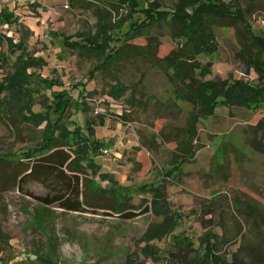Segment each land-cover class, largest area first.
<instances>
[{"label": "rangeland", "instance_id": "rangeland-1", "mask_svg": "<svg viewBox=\"0 0 264 264\" xmlns=\"http://www.w3.org/2000/svg\"><path fill=\"white\" fill-rule=\"evenodd\" d=\"M82 1L0 0L16 19H0V35L25 42L40 64L29 71L32 113L49 112L55 122L63 105L68 130L80 129L101 145L90 160L97 169L80 160V211L64 210L54 201L77 202L74 181L69 185L75 174L56 169L42 181L26 171L34 164L27 156L41 151L46 123L24 124L20 108L2 107L0 157L10 164L0 163V264H209L205 247L213 235L224 264H264V104L220 106L203 118L197 97L201 82L258 85L259 75L248 68L255 49L245 27L217 22L216 49L190 60L175 59L176 41L155 27L150 35L129 37L117 63L97 71L102 59L65 45L102 26L97 6ZM138 1L136 11L126 6L112 13V22L123 20V31L130 22L148 21L147 8L168 10V24L194 13L179 0ZM214 1L239 5L253 33L264 35V0ZM8 46L0 44V84L15 74L20 55ZM87 181L114 189L120 200L129 197L123 211L85 204ZM156 188L163 192L157 203ZM98 199L101 207L118 209L110 193Z\"/></svg>", "mask_w": 264, "mask_h": 264}, {"label": "trees", "instance_id": "trees-1", "mask_svg": "<svg viewBox=\"0 0 264 264\" xmlns=\"http://www.w3.org/2000/svg\"><path fill=\"white\" fill-rule=\"evenodd\" d=\"M181 1L184 5L191 4L193 6L192 15L183 13L181 16L174 13L175 19L172 24H168L167 17L171 16V13L159 6L157 10L144 9L148 16V21L142 23L130 22L127 30L123 31V20L112 22V13L118 12L119 9L128 6L131 10L136 11L140 8L138 0H83L84 4H94L97 6L96 14L102 20V26L97 25V30L94 34L85 36L80 42L66 41L65 45L72 51L77 50L78 47L82 48L87 54H93L94 56L103 60L102 65L97 67V71L107 68L108 66L117 63L121 57L123 45L133 36L150 35L155 27H164L169 32L172 40L176 41L178 47V54L175 59L181 57L185 59H196L204 53L213 52L216 49L217 42L214 34V26L217 22H233L240 23L245 27L246 34L249 38L250 44L255 49L253 60L248 65V68L253 69L259 75L258 85H253L244 81H233L228 84L223 83L220 86L215 82H201L197 89V97L201 104V116L207 118L215 114L216 108L220 106H231L239 104L248 108L253 106H260L264 104V35H256L253 33L251 27L246 20V12L239 5L234 9L229 4L223 1L208 0L204 2L202 0H179V6ZM178 6V8H179ZM183 11V8H182ZM105 16L101 17L102 13ZM0 19L5 23H13L16 19H13V13L8 9L0 8ZM160 32H162L160 30ZM6 42L10 48V52L15 54L20 51V55L17 58L15 64L16 72L14 75L7 78L0 84V111L3 106L11 104L20 108L21 115L20 121L27 125H33L35 127L46 123V129L43 130V138L39 142L40 152L39 154H32L27 156L28 161H34V164L27 169L30 171L28 176L35 180H48L51 175H55L56 169L63 171L67 169L74 173L75 177L69 180L72 184L75 183L76 200L77 202L71 204L65 196H60L54 202L61 201L60 208L68 211L78 212L81 209L79 197V187L81 181L78 178L77 173H80V160L86 158L89 164L92 165L94 161L92 156H96V152L101 145L97 142H92L88 137H82L79 135L80 129L76 131H70L63 124L64 113H62L63 105H57L56 112L60 117L57 121L53 122L50 119V114H34L32 113V106L35 103L34 91L31 88L33 72L29 73L31 69H35L40 66L37 59L30 57L27 52L25 42L16 43L12 39L0 35V44ZM114 44V45H113ZM124 52L126 50L124 49ZM130 52V51H129ZM5 59V56H3ZM176 61V60H175ZM118 90V89H115ZM112 92L110 94L112 95ZM2 94H5V98H2ZM223 101H218L219 99ZM90 136H95V131L92 127L89 128ZM73 140V142L71 141ZM10 161L6 158L0 157V163L9 165ZM22 163V162H21ZM20 162L16 165L21 166ZM21 164V165H19ZM97 169L96 165H92ZM104 180L114 182L109 175L103 176ZM85 190L83 196L85 197V204L89 207L101 208L111 211H118L121 213L126 203H128L129 197H124L123 200L119 199V194L114 189L109 191L96 187L91 181L82 183ZM91 185V186H90ZM91 190L92 196L87 197V191ZM110 193V197L114 200V206L118 209L110 207H101L102 203L99 201V197H102L104 193ZM152 195L155 202L163 199V192L160 188H156ZM63 200V201H62ZM47 205L52 202L50 199H42ZM112 205V207H113ZM155 204L154 210L157 212ZM149 209H146L144 213H148ZM161 216L163 213H159ZM216 235L207 239L205 247L204 260L209 264H224L222 260L216 255L217 244L213 242V238Z\"/></svg>", "mask_w": 264, "mask_h": 264}, {"label": "built area", "instance_id": "built-area-1", "mask_svg": "<svg viewBox=\"0 0 264 264\" xmlns=\"http://www.w3.org/2000/svg\"><path fill=\"white\" fill-rule=\"evenodd\" d=\"M102 152L105 154H111V149H102Z\"/></svg>", "mask_w": 264, "mask_h": 264}]
</instances>
